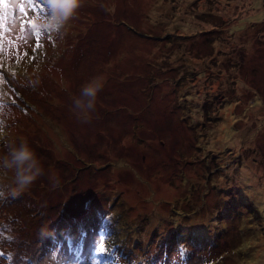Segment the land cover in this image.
I'll use <instances>...</instances> for the list:
<instances>
[{
  "label": "rangeland",
  "instance_id": "374dc122",
  "mask_svg": "<svg viewBox=\"0 0 264 264\" xmlns=\"http://www.w3.org/2000/svg\"><path fill=\"white\" fill-rule=\"evenodd\" d=\"M34 14L2 39L0 147L44 174L0 195V264H264V0H81L39 47Z\"/></svg>",
  "mask_w": 264,
  "mask_h": 264
},
{
  "label": "clouds",
  "instance_id": "9594fccd",
  "mask_svg": "<svg viewBox=\"0 0 264 264\" xmlns=\"http://www.w3.org/2000/svg\"><path fill=\"white\" fill-rule=\"evenodd\" d=\"M81 0H40L41 10L34 14L33 27L39 31L50 30L53 35L63 32L67 23L74 18L80 7ZM102 87L96 79H89L81 86V93L88 99L85 103L80 97L75 98V105L82 110L95 108L96 98ZM86 119V114L85 117ZM4 126L0 124V133ZM11 173L10 182L5 188H0V195L6 194L16 197L28 188L34 181L44 174V166L33 147L27 140L19 142L4 139L0 147V175ZM56 183L58 177L50 176Z\"/></svg>",
  "mask_w": 264,
  "mask_h": 264
},
{
  "label": "snow or ice",
  "instance_id": "6c2138e0",
  "mask_svg": "<svg viewBox=\"0 0 264 264\" xmlns=\"http://www.w3.org/2000/svg\"><path fill=\"white\" fill-rule=\"evenodd\" d=\"M42 6L38 0H20L16 5L7 4L5 0H0V50H2V39L4 33L10 31L7 27L8 23H16V12L18 11L21 16L26 15L29 10L37 13L41 10ZM7 9V10H5ZM34 20L33 18L22 21L21 30L24 33H31L35 36L37 44L40 46V38L43 35L37 28L33 27ZM50 39V38H49ZM11 43V41L9 42ZM105 238L101 237L98 240L97 251L104 252L106 251Z\"/></svg>",
  "mask_w": 264,
  "mask_h": 264
},
{
  "label": "trees",
  "instance_id": "16d2710c",
  "mask_svg": "<svg viewBox=\"0 0 264 264\" xmlns=\"http://www.w3.org/2000/svg\"><path fill=\"white\" fill-rule=\"evenodd\" d=\"M137 32V31H136ZM87 221L88 220H85V218L83 219V220H78L77 222H76V224H74L73 226H74V228H72V226H69L68 228L70 229V230H66L65 232H67V233H78V235H79V241H81L82 242V240L84 241V239H82V237L84 238V231H86L87 229H90V230H88L87 232H89V231H92V230H94L95 229V226L93 225V224H88L87 223ZM108 222H109V220H108ZM88 224V225H87ZM101 224V225H100ZM96 225H99L97 228L98 229H100V228H104V230L105 231H108L109 233H110V230L111 231H113L115 228H116V223H113L112 222V225H110L109 224V226L108 225H106V226H104L105 224H104V221H99V223H97ZM108 226V228H106ZM183 232V234H187V232L186 231H184V230H181V226H176L175 228H173L171 231H169V234H171L172 235V239L171 240H178L177 238L179 237V235H180V233H182ZM80 233V234H79ZM196 233V232H195ZM194 233V234H195ZM87 237V236H86ZM106 237V236H105ZM76 238H78V237H76ZM169 239V238H168ZM170 239H169V241L170 242H172ZM169 241H168V243H169ZM107 243H105V244H108V241H106ZM84 243L85 244H82V246H83V248H86L87 247V245H86V242L84 241ZM112 244V243H111ZM120 246V244H118V243H116V242H113V244H112V247L110 248V250L112 251V252H115V254H116V252L118 251V249H116L115 251H114V247L115 248H118ZM160 246H162V242H160ZM51 247V246H50ZM163 247V246H162ZM102 252H100V254H101ZM103 254V253H102ZM101 254V255H102Z\"/></svg>",
  "mask_w": 264,
  "mask_h": 264
}]
</instances>
